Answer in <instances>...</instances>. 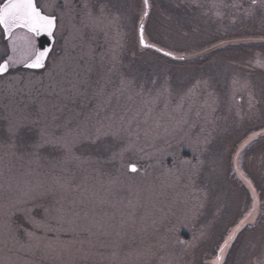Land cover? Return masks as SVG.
<instances>
[{"label": "rangeland", "instance_id": "obj_1", "mask_svg": "<svg viewBox=\"0 0 264 264\" xmlns=\"http://www.w3.org/2000/svg\"><path fill=\"white\" fill-rule=\"evenodd\" d=\"M3 2L0 0V4ZM35 2L43 10H51L47 6L52 0ZM57 2L62 5L64 0ZM102 2L111 15L119 16V30L124 34L125 47L120 50L121 60L115 69L109 71L113 68L109 49L117 39L114 30L106 36L84 29L81 38L78 20L73 27L71 17L66 15L49 61L50 68L56 61V71L41 70L31 84H16L22 90L14 96L6 89L7 82H0V143L9 140L8 118L23 119L27 125L16 138L15 150L0 147V264H212L222 238L252 206L251 189L231 171L228 161L235 149L255 133L246 131L257 123L253 120L264 119L258 110L264 107V87L241 71L229 69L235 56L248 54L240 50L244 46L233 48L230 42L211 55L171 64L163 57L158 59V53L133 45L143 0ZM243 2L150 0L145 38L159 46V39L168 33L160 26L170 18L166 14L184 4L191 13L201 16L209 30L238 32L251 18L264 32V11L257 9L254 16H247L248 8L239 10ZM72 3L79 7L82 0ZM233 4H239V8ZM239 14L244 21L239 20ZM13 33L19 38L28 35L21 28ZM257 36H262L254 38L259 44L248 45L258 52L245 58L251 59L256 71L264 73V68L256 66L257 59L264 60V35ZM34 41L37 46L36 38ZM23 42L18 40L20 45ZM171 43L174 47L170 49H174L173 43H180V39ZM6 44L0 29V50ZM165 73L171 82V95L165 94L149 106V115H145L148 107L140 98L129 100L127 93L116 92L120 75L127 74L136 77L138 87L144 84L145 91L151 89L155 95L159 85L153 86L150 81L162 82ZM259 76L257 82L264 81ZM197 79L209 80V91L218 99L215 112L201 108L204 97L199 90L181 101L183 91ZM234 79L247 87L237 86L239 90L234 93ZM250 94L256 101L252 109L248 106ZM110 116L116 127L122 128V143L132 144L115 160L109 157L121 144L111 137L96 144L83 139L94 134L101 122L107 124L106 117ZM121 116L125 117L122 123ZM44 124L58 136L69 130L73 134L81 132V142L73 150L79 159L67 158L62 150L53 148L45 149L39 157L29 155L28 145L36 129ZM209 133L212 142L204 159L213 154L221 156L223 169L210 173L205 167L193 188L186 166L180 162L194 163V157L200 155L196 145ZM256 134L240 156L241 171L256 189V221L237 234L225 254V264H251L264 254V131ZM130 164L137 166L136 173L128 170ZM57 180L74 190H60ZM204 188L210 190V202L196 213L201 197L196 189ZM46 208L50 210L47 214ZM59 208H63L62 213L57 212ZM27 218L41 226L34 230ZM201 230L205 236L196 241L195 248L179 243L191 242Z\"/></svg>", "mask_w": 264, "mask_h": 264}, {"label": "snow or ice", "instance_id": "obj_2", "mask_svg": "<svg viewBox=\"0 0 264 264\" xmlns=\"http://www.w3.org/2000/svg\"><path fill=\"white\" fill-rule=\"evenodd\" d=\"M50 11H45L41 7L37 6L35 0H4L0 4V29H3V36L7 39V44L0 50V82L6 81V89L14 96L22 89L16 88V84H31L32 77L46 70L49 73L56 71V61H52L53 67H49V61L51 60V54L53 47H37L34 41L35 37H39L41 34L47 35L50 39L55 41L57 31L62 28V21L66 15L70 16L73 22V27H76L77 20L79 28L77 31L81 33V38L84 29H91L93 31L104 32L107 36L110 30H114L117 37L115 45L109 49L111 56V62L113 65L112 71L116 65L120 63L121 56L120 50L125 47L124 34L119 30V16L111 15L108 11L107 4L102 0H82L79 7L73 5L72 0H64L61 5L57 0H52V3L47 6ZM152 5L150 0H143V6L141 13L138 16L139 26L136 30V36L133 38V45L138 47L139 50L150 49L155 53H158L160 57L168 58L171 61H183L187 57L180 54L179 50L166 49L165 47L158 46L156 43H149L145 38V18L150 15V9ZM213 7H216L213 4ZM232 7L239 8V4H233ZM260 9L264 11V0H251L250 7L246 10L247 16H254L256 10ZM59 13V14H58ZM216 15H219L217 12ZM22 28L25 29L27 34L23 38L15 37L13 29ZM19 39H23V45L18 43ZM136 53H134L135 55ZM61 61L63 57L59 58ZM256 66L264 68V60L257 59ZM30 70L28 73H24L21 70ZM15 71V74L13 73ZM150 83L155 86L159 85L156 89L155 95L152 94L151 89L145 91V85L141 84L139 87L136 83V77L127 74H121L119 84L116 87V92L121 95L127 93L128 99L132 100L135 97L140 98L143 105L148 107V111L145 115H149L151 108L149 106L156 104L159 99L165 94L171 95V82L167 73L165 78L161 82L159 79H153ZM234 93L239 90L237 86L247 87L246 84L240 85V81H232ZM75 88V85L72 86ZM211 84L207 79H197L191 87L186 88L182 95L181 101L190 98L197 90L203 95V102L201 108L208 109L209 112L216 111V105L218 99L214 96L213 92L209 91ZM256 101L252 95H249V109L255 107ZM41 112L45 109L41 107ZM115 115V114H114ZM139 115V112H137ZM199 115V112L197 113ZM239 115V113H237ZM121 123L125 120L124 116L119 117ZM107 124L101 122L98 127L95 128V132L92 135H85L83 139L89 143L96 144L101 140L111 137V139L121 144L119 150H113L109 159L115 160L117 157H121L125 151L131 149L132 144H123L120 137V131L122 128L116 127L113 117H106ZM36 123V122H33ZM130 123V121H129ZM213 123V121H209ZM23 119L8 118V136L9 140L0 143V147L7 150H15L17 147L16 138L19 135L22 128L26 127ZM31 130V129H30ZM256 133L249 136L239 148L235 149L234 155H232L228 161V166L232 172L237 173L242 181H244L252 192V206L246 210V213L234 224L231 231L227 232L226 237H223V243L218 245V253L215 255V259L212 264H225V254L232 242L237 238V234L248 224L255 223L256 210H257V197L256 189L253 187L252 182L241 171L240 156L242 150L256 137ZM82 133L76 131L75 134L71 130L65 132L63 135H56L50 131L49 125L44 124L36 129L35 138L31 140L28 147L30 149L29 155L39 157L40 153L47 148L60 149L64 152L65 156L70 159H79L75 156L74 148L81 142ZM212 142L211 133L204 137L202 142H198L196 145V151L200 153L199 156H195V162L192 160H183L180 163L186 166L188 180L192 184L193 188L196 187V181L201 176L202 170L207 167L210 173H218L223 169L222 157L213 154L204 159L205 154L209 151V145ZM128 170L132 173L138 171L135 164L128 165ZM57 188L62 191L74 190L71 189L70 184L57 180ZM200 191V202L196 205V213L202 212L209 204L211 193L208 188L196 189ZM50 210L44 209L45 214ZM58 213L63 212V208L57 209ZM26 222L33 225V229H38L41 225L33 218H27ZM29 236L32 233H27ZM205 236V232L201 230L199 236L194 235L191 242L179 241L185 248H195L196 241ZM251 264H264V254L254 259Z\"/></svg>", "mask_w": 264, "mask_h": 264}, {"label": "trees", "instance_id": "obj_3", "mask_svg": "<svg viewBox=\"0 0 264 264\" xmlns=\"http://www.w3.org/2000/svg\"><path fill=\"white\" fill-rule=\"evenodd\" d=\"M250 4H251V0H244V2L242 3L243 7H240L239 10L241 11L243 9L249 8ZM257 12L259 13V11ZM166 15L169 16L170 18L165 19L168 21H163L164 25L162 23L160 26L164 31L168 33L165 34L166 36H164L165 40L158 38L159 46L165 47L166 49H170L174 47L172 46L171 42L180 39V43H173L176 46V48L174 49L179 50L180 54H183L184 56L187 57L186 60L172 61L169 63L175 65H178V63L185 64L191 60H196L197 58H202L211 55L212 53L215 52V50H219L220 48L226 47L230 42H233L230 45L231 47L240 48L239 46H244V48H241L240 50L247 52L249 55L243 53L242 55L240 54L238 56H235L236 57L235 60L229 66L230 71L237 69L239 71L236 72L241 71L240 72L241 75H246L247 77H249V79L252 78L254 80L253 82L259 84L260 87H264V81L257 82L260 81L259 74L262 75L263 78L261 79L264 80V73H259L258 71H256L255 70L256 68L251 65V59L245 58V57L250 58L254 56L256 52H258V49L253 48L252 45H248V42L249 43L255 42V44H259V41L254 38L262 37L257 35H264V32L260 30V26H258L257 22L256 23L252 22L250 18V20H247L245 22L246 25L243 26L242 30L239 29L238 32L234 30H226L225 28H222L224 29L223 31L220 30L213 31L205 28L202 24L203 22L201 16L199 14L191 13L185 4L178 9H170ZM239 20L241 22L244 21L242 19L241 14H239ZM230 32H234V33L231 34ZM221 33H226V35H223ZM168 38H170L172 41L169 40ZM193 41H198V42L193 43ZM151 42L154 41L151 40ZM156 57L161 60V58H159L160 57L159 54ZM165 59L169 60L168 58ZM224 67H226V65ZM243 67H245L246 70H249V72H245L246 74L242 72V70H244ZM261 102L264 103V93ZM263 109L264 107L258 109L261 111L260 115H264ZM253 121L257 123L254 124V127L252 129H247L246 131L248 132L251 131L252 133L253 132L259 133L264 131V119L263 120L254 119Z\"/></svg>", "mask_w": 264, "mask_h": 264}, {"label": "water", "instance_id": "obj_4", "mask_svg": "<svg viewBox=\"0 0 264 264\" xmlns=\"http://www.w3.org/2000/svg\"><path fill=\"white\" fill-rule=\"evenodd\" d=\"M19 28L13 29V32ZM22 29V28H21ZM3 31V29H2ZM37 41V47L44 48V47H52L53 46V40L50 39L47 35L41 34L39 37H35Z\"/></svg>", "mask_w": 264, "mask_h": 264}, {"label": "flooded vegetation", "instance_id": "obj_5", "mask_svg": "<svg viewBox=\"0 0 264 264\" xmlns=\"http://www.w3.org/2000/svg\"><path fill=\"white\" fill-rule=\"evenodd\" d=\"M23 30H25V29H23ZM26 31V30H25Z\"/></svg>", "mask_w": 264, "mask_h": 264}]
</instances>
